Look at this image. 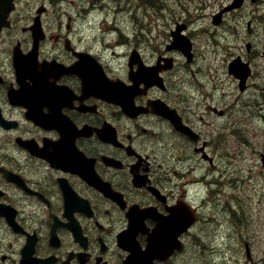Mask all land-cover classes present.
Returning a JSON list of instances; mask_svg holds the SVG:
<instances>
[{
	"label": "flooded vegetation",
	"instance_id": "flooded-vegetation-1",
	"mask_svg": "<svg viewBox=\"0 0 264 264\" xmlns=\"http://www.w3.org/2000/svg\"><path fill=\"white\" fill-rule=\"evenodd\" d=\"M97 7L0 0V264H159V233L181 242L161 262L176 264L225 210L240 97L194 32L189 53L170 30L149 58L99 44Z\"/></svg>",
	"mask_w": 264,
	"mask_h": 264
},
{
	"label": "rangeland",
	"instance_id": "rangeland-1",
	"mask_svg": "<svg viewBox=\"0 0 264 264\" xmlns=\"http://www.w3.org/2000/svg\"><path fill=\"white\" fill-rule=\"evenodd\" d=\"M151 1L154 3H149L148 0H96L107 4L109 8L107 15L99 11L100 43L103 41V29L107 31L104 35L107 36L105 40L108 39V43L120 38V32L112 28L120 27L119 21L123 19L126 26L138 31L139 35L135 37L131 33L130 40L139 41L146 53L151 55L152 46L158 41L161 45L169 37V30L175 27L177 21H194L200 18V28L203 26L218 31L221 45H213L212 39L205 35L198 38L197 49L203 54L205 62L211 63L213 69L218 68L222 77H225L221 86L225 87L228 101L232 102L239 91L236 82L225 71L234 56L250 55L246 48L248 41L252 42L253 51H261L264 43V0L246 2L240 10L229 13L218 29L213 27V14L231 0ZM250 20L255 29L253 34L248 32ZM192 24L194 27V22ZM116 49L121 51L118 47ZM255 62L256 74L260 76L255 79V83L260 88L242 93L240 99L243 103L242 100L238 101L233 114L228 117V133L239 128L238 132L244 138L239 144V139L230 135L228 137L229 148L237 144L238 150L243 152L241 157L245 158L243 163L242 160L239 161V166L243 169L238 175L241 181L228 189L229 195L234 194L239 199L235 205L237 215L232 220L228 217L222 226L212 224L207 230V239L204 238L201 245L190 244L188 251L180 256V264H244L246 255L241 253L244 252L241 248L243 237L251 241L257 264H264V167L258 156L252 154L253 147L264 149V108L260 110L256 107L257 101L264 103V61L257 57ZM249 111H252L251 117ZM232 168L233 166L230 167ZM215 232L218 233L216 236Z\"/></svg>",
	"mask_w": 264,
	"mask_h": 264
},
{
	"label": "water",
	"instance_id": "water-1",
	"mask_svg": "<svg viewBox=\"0 0 264 264\" xmlns=\"http://www.w3.org/2000/svg\"><path fill=\"white\" fill-rule=\"evenodd\" d=\"M242 3V0H236L235 3L233 5H231L230 7H235V6H239ZM239 62L235 61L231 67H235L236 69H239V66L237 65Z\"/></svg>",
	"mask_w": 264,
	"mask_h": 264
},
{
	"label": "bare ground",
	"instance_id": "bare-ground-1",
	"mask_svg": "<svg viewBox=\"0 0 264 264\" xmlns=\"http://www.w3.org/2000/svg\"><path fill=\"white\" fill-rule=\"evenodd\" d=\"M216 71V70H215Z\"/></svg>",
	"mask_w": 264,
	"mask_h": 264
}]
</instances>
